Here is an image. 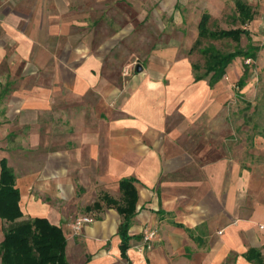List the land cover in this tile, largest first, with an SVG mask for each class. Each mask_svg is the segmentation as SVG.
Instances as JSON below:
<instances>
[{"label": "crops", "instance_id": "1", "mask_svg": "<svg viewBox=\"0 0 264 264\" xmlns=\"http://www.w3.org/2000/svg\"><path fill=\"white\" fill-rule=\"evenodd\" d=\"M117 1L0 0V63H8L13 85L3 94L23 122L30 118L31 147L45 152L46 175H31V185L64 194L75 175L83 188L102 191L85 206L96 219L74 232L67 216L19 188L13 174L21 220L60 227L67 264H256L250 250L264 264V155L253 153L244 164L214 159L212 141L199 140L227 113L230 83L237 87L250 63L242 71L230 63V81L224 75L212 84L209 76L195 81L186 59H167L176 45L158 49L160 63H145L142 47L119 43L134 28L126 23L119 31L115 9L95 11ZM115 51L126 55L118 60ZM23 65L35 70L20 80ZM126 178L137 198L122 254L121 216L102 197L121 202ZM145 227L158 231L146 258L135 248ZM4 228L0 219V243Z\"/></svg>", "mask_w": 264, "mask_h": 264}, {"label": "rangeland", "instance_id": "2", "mask_svg": "<svg viewBox=\"0 0 264 264\" xmlns=\"http://www.w3.org/2000/svg\"><path fill=\"white\" fill-rule=\"evenodd\" d=\"M246 2L255 12V20L247 26L251 32L250 43L260 50L254 62L243 60L241 57L232 62L238 63L241 71L243 63H253L248 70L247 85L243 89H237L236 82L232 80L230 92H235V96H231L226 104L227 113L214 118L212 133L208 132L206 135L199 132V140H203L208 147L212 141L214 159L226 157L241 164L249 161L253 153L264 155L263 152H259V149L264 150V0H246ZM101 6L100 10L95 9V11L116 10L119 15L118 21L121 20L119 31L120 26L126 23L134 28L132 35L119 43L128 42L127 45H131L134 49L142 47L143 51L138 53L140 57H145V63H160L157 59L158 49L176 45L178 50L172 54V57L167 58L170 62L186 59L187 62L202 67L204 59L200 52L197 49L191 53L187 52L193 46L197 35V24L203 12L210 14L209 25L212 29L227 30L239 27L235 20L233 0H131V3L127 4L118 0L116 6L113 3ZM143 18L144 21H141ZM124 35L119 33L118 38ZM247 42L244 36L241 37L238 45L231 40H204L202 47L213 45L218 50L230 52L236 46L245 48ZM114 53L118 60L126 55L125 52L120 51ZM133 63L139 62L133 61ZM19 70V79L23 80L35 69L23 65ZM9 77L8 63H0V159L3 157L7 159V166L15 175L19 188H25L29 195L33 194L34 198H38L41 202L54 205L72 223L79 217L95 220L96 216L93 212L85 211V206L97 200L102 191L97 188L95 190L83 188L75 175L72 176L69 189L67 188L69 191L64 188V194L59 191L60 194L54 192V188L49 186L45 190H39L31 185V175H37L41 179L46 175L45 164L42 162L45 152L43 147H31L30 118L26 117V121L23 122L22 114L18 111L12 112L13 108L7 95L3 94V91L13 89L12 83L9 84ZM223 79L230 81L231 78L225 75ZM19 83L16 86H19ZM46 117H39L40 122L44 124ZM47 193L50 196H47ZM115 197L118 199L117 194ZM72 231L78 232L73 228ZM146 231H152L154 235L147 241H140L139 247H135L138 252L145 255V258L151 252L158 237L155 228L145 227L141 232L142 235Z\"/></svg>", "mask_w": 264, "mask_h": 264}, {"label": "trees", "instance_id": "3", "mask_svg": "<svg viewBox=\"0 0 264 264\" xmlns=\"http://www.w3.org/2000/svg\"><path fill=\"white\" fill-rule=\"evenodd\" d=\"M235 20L239 27L232 29H217L210 27V15L203 12L197 26V38L189 50H198L204 59V64L199 67L192 64L194 80H200L209 76L210 82L215 83L226 72L227 66L237 57L243 60L254 61L259 47L250 43V31L247 25L254 19V11L246 0H233ZM246 37L245 48L236 46L233 51L223 52L213 45L203 46L204 40L223 41L231 40L237 45L241 37ZM252 64H244V73L237 82V88L246 84L248 70ZM134 180L122 179L119 182L121 202H117L108 196L102 200L107 205H116L121 216L118 235L121 238V251L128 248L127 230L130 220L134 215L136 203V190ZM19 190L15 187L14 176L4 159L0 161V219L5 224L3 240L0 243V257L3 264H67L65 260V237L60 227L50 224L45 218H33L21 220L22 213L19 207ZM249 255L255 256L256 264H263L257 258V254L250 250ZM249 260H254L248 257Z\"/></svg>", "mask_w": 264, "mask_h": 264}, {"label": "built area", "instance_id": "4", "mask_svg": "<svg viewBox=\"0 0 264 264\" xmlns=\"http://www.w3.org/2000/svg\"><path fill=\"white\" fill-rule=\"evenodd\" d=\"M92 220L88 217H79L72 223V228L75 231H79L84 223H90ZM154 233L152 231H146L144 232V235H142V240L147 241L152 238Z\"/></svg>", "mask_w": 264, "mask_h": 264}, {"label": "water", "instance_id": "5", "mask_svg": "<svg viewBox=\"0 0 264 264\" xmlns=\"http://www.w3.org/2000/svg\"><path fill=\"white\" fill-rule=\"evenodd\" d=\"M135 71L136 72H141L142 71V67L140 65H136L135 66Z\"/></svg>", "mask_w": 264, "mask_h": 264}]
</instances>
